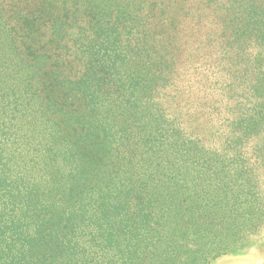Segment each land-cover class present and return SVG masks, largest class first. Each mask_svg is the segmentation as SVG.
Segmentation results:
<instances>
[{
    "label": "trees",
    "instance_id": "16d2710c",
    "mask_svg": "<svg viewBox=\"0 0 264 264\" xmlns=\"http://www.w3.org/2000/svg\"><path fill=\"white\" fill-rule=\"evenodd\" d=\"M193 1L194 10L184 9L187 0H0L3 264H133L139 247L127 239L132 225L123 216L149 224L154 212L157 226L186 216L192 233L211 245L215 232L250 210L242 216L238 201L252 178L238 121L223 150L209 152L161 102L173 98L166 93L180 55L181 41L167 34L178 23L175 6L195 26L207 10L222 8L221 0ZM233 3L232 43L245 38L264 51V6ZM217 52L204 102L211 115L220 113L219 96H237L235 74L225 86L213 75L222 70L224 52ZM70 56L81 66L73 78ZM201 82L196 75L187 87ZM55 91L59 99L49 94ZM93 199L94 232L87 233Z\"/></svg>",
    "mask_w": 264,
    "mask_h": 264
},
{
    "label": "rangeland",
    "instance_id": "374dc122",
    "mask_svg": "<svg viewBox=\"0 0 264 264\" xmlns=\"http://www.w3.org/2000/svg\"><path fill=\"white\" fill-rule=\"evenodd\" d=\"M253 1L264 6V0ZM193 2L187 0L184 9L194 8L196 3ZM221 4V11L213 13L212 7L205 12L203 21L196 26L194 20L182 18L179 6H175L178 23L176 29L167 34L176 35L177 42L181 41L180 55L174 71L175 87L167 89L166 93L173 98L161 102L167 108L169 116H176L182 122L180 127L184 134L196 137L209 152L218 153L223 150L226 133L231 131V121H238L236 133L240 137L239 152L245 160V167H251L252 173V178L239 187L238 201L242 203V216L248 208L250 210L242 219L232 221L230 230L215 232L217 238L211 245L204 244L199 235L192 233V223L186 216L182 218L173 215L174 218L167 219V222L161 218L159 226L153 224L157 217L154 212L149 224L142 222L136 215L123 216V220L130 217L128 225H132L127 239H131L139 247L133 264H264V51L258 43L245 38L232 43L231 19L236 3L233 0H221ZM194 13L200 14L199 11ZM235 23L237 27L241 25L238 19ZM209 32L212 33L210 43L204 39ZM240 46L241 49L237 48ZM218 50L224 52L222 70L213 71V75H221L220 79L225 86L234 83L232 75L235 74L237 96L233 99H228L226 94L219 96L220 113L214 112L211 115L204 102L207 100L205 93L212 79L210 70L215 66L213 63L218 56ZM66 61L69 63L67 71H71L69 77L79 75L76 72L81 70L79 63L71 56ZM49 63L50 61L48 65ZM204 63L211 65V68L204 66ZM49 69L50 66L42 71L44 81L50 77ZM203 73L209 75V80H206ZM196 75L202 78V82L189 89L188 83ZM253 88H257V92H253ZM49 94L60 98L58 91ZM76 105L81 108V101L75 100ZM67 133L72 135V132ZM148 188L150 191L151 185ZM151 202L155 203L154 199ZM87 211L88 214L84 217L85 232H94V199L87 206ZM197 230L194 232L197 233ZM219 238L223 241L220 250L216 249ZM217 251L220 253L216 254ZM3 262L1 259L0 264Z\"/></svg>",
    "mask_w": 264,
    "mask_h": 264
}]
</instances>
